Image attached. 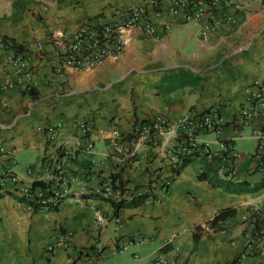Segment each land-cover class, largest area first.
Masks as SVG:
<instances>
[{"label":"crops","instance_id":"crops-1","mask_svg":"<svg viewBox=\"0 0 264 264\" xmlns=\"http://www.w3.org/2000/svg\"><path fill=\"white\" fill-rule=\"evenodd\" d=\"M14 1H20L18 8ZM131 5L147 6L154 34L131 28L116 59L91 69L59 71L55 36L60 31L69 33L97 19L119 21ZM168 6V0H0V39L21 45L18 53L26 62L16 76L10 51L0 46V146L14 148L17 159L33 155L25 164L18 160L20 172H38L56 146L74 150L66 171L69 192L58 208L32 212L11 194L0 197V264H103L122 252L113 251L117 242L137 236L147 242L130 245V255L120 264H152L159 258L165 264H229L243 253L241 264H264V186L226 192L199 179L201 165L193 159L171 178L167 193L154 189L151 202L115 213L94 192L102 176L113 171L136 185L152 179L154 169L160 177L171 174L162 150L155 148L144 152L145 170L115 166L111 130L128 133L156 115L173 121L217 111L223 119L218 131L198 139L209 142L208 161L218 169L226 163L220 142L235 132V116L248 105L253 82L264 85V0L221 3V13L233 20L222 19L205 39L202 20L185 22ZM179 71L200 83L159 90L163 76ZM82 122L90 126L89 133H82ZM57 123L61 126L49 136L45 126ZM242 129L245 135L233 141L238 158L231 179L255 185L263 178L253 153L264 136V110ZM246 137L255 141L254 150L239 153L237 140ZM224 208L235 210L234 218L224 227L209 224ZM257 228L263 233L252 240ZM63 234L69 235L66 248L60 243Z\"/></svg>","mask_w":264,"mask_h":264},{"label":"built area","instance_id":"built-area-1","mask_svg":"<svg viewBox=\"0 0 264 264\" xmlns=\"http://www.w3.org/2000/svg\"><path fill=\"white\" fill-rule=\"evenodd\" d=\"M168 12L180 16L185 22L202 20V39L215 30L222 19L233 20L229 14L221 13L219 5L232 0H168ZM238 7V6H235ZM220 11V13H219ZM121 19L108 22L97 19L80 24L72 32L60 31L55 36V51L59 60V71L63 67L72 70H86L102 65L107 59H116L124 49V33L134 27H143L149 34L155 33V26L149 20V11L145 5H131L121 11ZM165 29L169 25L162 23ZM16 42L1 38L0 46L10 51L9 62L13 65L16 76L26 69L24 55L19 54L15 47ZM37 49L42 46L37 44ZM11 82L8 86H11ZM255 88L247 97L248 105L238 111L235 116V132L220 142V149L225 155V161L218 168L220 173H226L232 178L236 175L234 162L238 154L233 151L235 138L245 135L244 126L249 125L260 111L264 110V85L254 81ZM222 116L217 111H208L197 117L183 116L170 121L156 115L139 126L125 133L117 128L111 130V146L118 169L136 166L145 170L146 161L144 152L148 148L162 150L166 164L171 167V174L160 177L157 169L153 170L152 179L142 185H136L122 178H113V172L102 176L101 183L94 192L107 202H130L139 196L145 195L144 202H151L153 191L159 187L167 193L171 178L176 175V167L188 156L196 153L211 156L212 151L208 141H199L198 136L208 132H217L222 124ZM60 123L46 125L49 136L53 135ZM83 134L90 132V126L80 123ZM92 142H88L85 149L90 151ZM0 156L3 164L0 166V197L11 194L15 196L29 211H50L58 208L66 198L69 187L66 171L69 160L74 156V150L63 146H56L44 156L38 172L31 170L20 172L18 159L14 148L0 146ZM253 158L261 177L264 176V136L260 137L253 153ZM111 204V203H110ZM102 218L97 219L101 220ZM263 229L257 228L252 240L258 239ZM69 235L61 237L60 243L66 248ZM147 239L137 236L126 242H117L113 251H123L132 244L146 243ZM246 254L232 260L229 264H241ZM138 258L137 255H134ZM101 264V263H99ZM152 264H165L159 258Z\"/></svg>","mask_w":264,"mask_h":264},{"label":"trees","instance_id":"trees-1","mask_svg":"<svg viewBox=\"0 0 264 264\" xmlns=\"http://www.w3.org/2000/svg\"><path fill=\"white\" fill-rule=\"evenodd\" d=\"M20 1H14L13 6L15 8L19 7ZM14 17L17 16V14H13ZM14 47L17 51H20L22 49L21 45H15ZM200 83V79L198 77L193 76L192 74L188 73L187 71H179L173 74H168L162 77V85L159 87V90L162 91H172L178 88H182L187 85L196 86ZM29 94L32 97H36L37 93L36 91L29 90ZM198 159L200 165H201V173L199 174L198 178L202 180L208 181L211 185L215 187H220L226 192L231 193H248L255 191L261 187L264 186V176L262 180L255 185H250L246 181H234L228 175L224 173H220L218 169H215L211 163L208 161V158L206 155L196 153L193 156L185 157L180 165L176 167V173L179 174L181 168L188 164L191 160ZM114 179H119L122 181V178L120 174L113 173ZM145 195L139 196L138 198L133 199L130 202L122 203V202H110L111 206L114 209V212L117 213L121 208L125 207H134L144 202ZM235 210L230 208H224L221 209L215 217L209 222L211 225H218L219 227L225 226V221L229 217L234 218Z\"/></svg>","mask_w":264,"mask_h":264},{"label":"rangeland","instance_id":"rangeland-1","mask_svg":"<svg viewBox=\"0 0 264 264\" xmlns=\"http://www.w3.org/2000/svg\"><path fill=\"white\" fill-rule=\"evenodd\" d=\"M255 147V141L250 138H241L237 140L236 150L239 153H245V152H252ZM33 158L32 154H22L18 156V160L21 164H25L24 161H29ZM130 248L128 247L126 250H123L122 252H116L114 255H111L108 259L103 260V264H120L122 262V259L125 257H128L130 255Z\"/></svg>","mask_w":264,"mask_h":264}]
</instances>
